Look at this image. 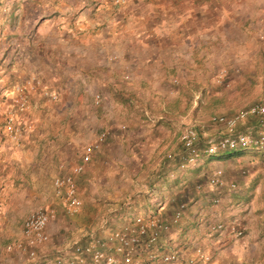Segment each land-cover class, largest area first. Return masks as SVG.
I'll return each instance as SVG.
<instances>
[{
	"label": "crops",
	"instance_id": "0c3cea01",
	"mask_svg": "<svg viewBox=\"0 0 264 264\" xmlns=\"http://www.w3.org/2000/svg\"><path fill=\"white\" fill-rule=\"evenodd\" d=\"M36 1L44 7L45 15L36 23L33 39L48 22L61 25L59 31L54 25L51 31L60 42L47 45L55 46L58 53L42 51L41 43L32 44L39 67L51 64L56 55L79 58V85L95 87V96H103L99 104L94 99L89 106L95 109L96 118H102L107 137L93 151L83 172L76 175L84 212L98 210L103 197L115 201L113 210L121 216L152 209L172 215L185 199L195 201L190 212L200 206L190 195L199 170L186 171L180 165L184 130L178 126L181 113L172 110L169 100L174 96L185 103L186 89L213 87L219 81L215 73H234L239 67L245 70L249 64L243 61L244 55L255 58L264 54V0H128L118 6L112 0ZM7 2L14 16H0V43L8 41L14 47L11 39L22 35V21L17 16L21 4ZM5 55L2 52L0 72L7 69ZM62 61L60 58L59 69L64 66ZM67 82L68 78L63 86L67 87ZM144 88L149 89L146 96L153 98L152 102L163 98L155 97L153 91L163 93L164 113L158 116L153 112L148 119L129 106L132 90ZM0 150L1 177L7 175L5 168L14 162L12 157L21 159L31 152L37 159L43 153L60 152L67 168L83 162V154L69 144L43 147L30 143L5 149L0 146ZM128 197L131 205L123 208L118 201ZM127 222L129 219L123 224Z\"/></svg>",
	"mask_w": 264,
	"mask_h": 264
},
{
	"label": "rangeland",
	"instance_id": "374dc122",
	"mask_svg": "<svg viewBox=\"0 0 264 264\" xmlns=\"http://www.w3.org/2000/svg\"><path fill=\"white\" fill-rule=\"evenodd\" d=\"M7 1L0 0V16L11 18L14 14L12 7L10 8L11 3ZM16 1L21 4L17 16L22 21V35L20 39H11L14 47L9 46L8 41L0 43V58L5 51L4 59L8 64L7 69L0 72V146L5 149L30 143L43 147L52 143L57 146L69 144L70 147H76L78 153L84 154L86 147L95 143L98 135L105 129L102 118H96L95 109L89 106L96 99L95 93L98 90L79 85L81 78L77 72V64L81 59L67 56L66 48L62 52L65 55H52L58 53L53 48H56L55 43L59 41L57 36L51 34L54 24L48 22V26L43 25L36 39L32 38L36 23L45 15L44 7L38 6L36 0H33L34 4L32 0ZM247 26L251 27V23ZM60 27L61 25H54L57 31ZM33 43H41L42 51H52L47 57L51 59L49 57L53 56L49 62L51 64L39 67V58L36 59L32 53ZM48 44L55 46L47 47ZM243 57V61H248L249 64L245 66V70L239 67L234 73H230L231 70L215 73L214 77L217 75L221 82H214L213 87L206 89H186L185 103H180L174 96L169 100L172 101V110L181 113L178 124L180 131L192 126L200 132L198 146L202 151L208 137L219 134L222 128L211 122L213 115H234L254 104L264 103V54L255 58L252 55ZM60 58L64 63L62 70L58 68ZM2 62L0 60V64ZM67 78L68 86L65 87L63 85ZM147 90L149 89L132 90L133 101L128 104L149 119L153 112L158 116L165 112L163 98L166 97L161 92L153 91L155 97H163L154 100V103L153 98L146 96ZM198 94L199 97H196ZM24 100L26 106L22 108L20 101ZM10 113L15 114V127L19 128L17 139L6 130ZM158 119L156 122L160 123V118ZM260 122V118L251 116L240 125V129L255 131ZM1 155L2 150L0 164L3 158ZM12 158L14 162L5 168L7 175L1 177L3 172L0 170V264H44L46 261H54L57 256L71 252L77 242L91 239L94 235L107 239L110 231L133 217L131 214L115 215V201L106 197L100 201L98 210L84 212L86 205L81 196L78 178L76 181L83 208L78 213H70L64 199L55 194L53 185L56 175L71 171V167L67 168V162L60 159V152L43 153L39 159L32 152L21 159L20 156ZM219 168L223 169L229 181L238 183L237 191L211 190L209 181ZM183 169L199 170L191 184V189L198 194L195 196L191 192L190 195L201 202V205L190 212L194 199L182 200L187 202L189 211L180 224L173 226L168 236L170 241L187 246L202 244L213 255L211 264H264V150L249 147L228 151L219 156L203 155L196 164ZM199 185H202L201 188ZM87 192L89 189H86V194ZM215 195L220 197L219 202L214 201ZM130 201L128 197L118 202L125 208L131 205ZM156 201L158 203L159 200ZM39 207L54 210V217L47 227L49 241L36 247V254L32 257L24 251H10L8 246L11 243L23 239L24 220ZM174 213L175 211L168 216L162 214V217L169 220ZM218 220L228 225L227 230L215 237L208 235L209 224ZM232 225H238L243 234L235 236L231 230Z\"/></svg>",
	"mask_w": 264,
	"mask_h": 264
},
{
	"label": "built area",
	"instance_id": "2783aa9c",
	"mask_svg": "<svg viewBox=\"0 0 264 264\" xmlns=\"http://www.w3.org/2000/svg\"><path fill=\"white\" fill-rule=\"evenodd\" d=\"M112 1L116 5H122L128 0ZM101 100V95L97 94L96 103L99 104ZM20 105L25 108L26 101H20ZM14 116L15 114L10 113L6 130L17 139L19 128L15 127ZM251 116L261 119L259 128L255 131L241 130L240 125ZM210 120L222 128L219 134L208 137L203 151L198 146L201 138L198 129L190 126L183 131L182 142L187 153L181 165L183 168L196 164L203 155L219 156L228 151L249 147L264 150V103L254 104L234 115L216 114ZM106 137L107 132H101L95 143L86 147L82 157L83 162L72 166L69 173L54 177L55 194L64 199L68 211L72 214L80 212L83 208L75 176L83 172L85 163L91 160L93 151L105 141ZM201 186L199 185V188ZM209 186L211 190L228 189L229 191H237L239 187L237 182L226 178L222 168L215 170ZM219 198L215 195L214 201L219 202ZM188 211V204L184 201L177 206L169 220L163 218L161 212L157 211L135 214L129 222L110 231L107 239L94 235L89 242H77L71 252H66L57 256L54 261H46L44 264H211L213 255L202 244L190 246L182 245L183 243L176 244L168 237L173 226L180 224ZM52 217H54L53 209L39 207L33 210L24 220L23 239L14 241L8 249L24 251L31 257L35 256L36 247L49 241L47 227ZM227 226L224 221L211 222L208 235L215 237L222 234L227 230ZM231 230L235 236L243 234V230L238 225H232Z\"/></svg>",
	"mask_w": 264,
	"mask_h": 264
},
{
	"label": "trees",
	"instance_id": "16d2710c",
	"mask_svg": "<svg viewBox=\"0 0 264 264\" xmlns=\"http://www.w3.org/2000/svg\"><path fill=\"white\" fill-rule=\"evenodd\" d=\"M231 152V151H230ZM186 149H185V147H184V145H183V151L181 152V154L179 155V161H180V165H182L183 164V161L185 160V156H186ZM196 187V186H195ZM183 202V201H182ZM180 204V203H179ZM89 240L90 239H85L84 241H83V243H85V241L86 242H89Z\"/></svg>",
	"mask_w": 264,
	"mask_h": 264
}]
</instances>
